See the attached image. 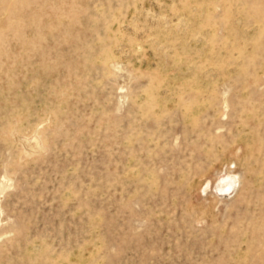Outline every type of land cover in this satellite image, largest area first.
<instances>
[{"label":"rangeland","instance_id":"rangeland-1","mask_svg":"<svg viewBox=\"0 0 264 264\" xmlns=\"http://www.w3.org/2000/svg\"><path fill=\"white\" fill-rule=\"evenodd\" d=\"M0 264H264V0H0Z\"/></svg>","mask_w":264,"mask_h":264}]
</instances>
